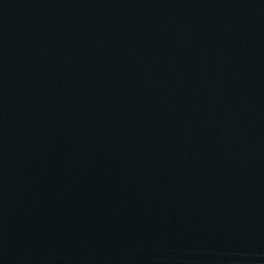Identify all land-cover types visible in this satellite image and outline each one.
Masks as SVG:
<instances>
[{
    "label": "water",
    "instance_id": "water-1",
    "mask_svg": "<svg viewBox=\"0 0 264 264\" xmlns=\"http://www.w3.org/2000/svg\"><path fill=\"white\" fill-rule=\"evenodd\" d=\"M0 264H264V0H0Z\"/></svg>",
    "mask_w": 264,
    "mask_h": 264
}]
</instances>
